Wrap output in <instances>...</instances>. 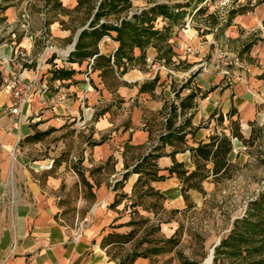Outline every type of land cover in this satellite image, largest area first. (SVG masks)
I'll use <instances>...</instances> for the list:
<instances>
[{
    "label": "rangeland",
    "instance_id": "rangeland-1",
    "mask_svg": "<svg viewBox=\"0 0 264 264\" xmlns=\"http://www.w3.org/2000/svg\"><path fill=\"white\" fill-rule=\"evenodd\" d=\"M93 1L98 4V0ZM152 2L169 3V0H133V9L130 14L147 9ZM172 2L175 3L176 0ZM76 4L77 0H0V43L12 42L14 49L19 48V52H23V55H18L15 61L19 63L17 70L20 64L36 68L46 63L51 64L48 72L72 69L83 76L89 75L90 69L86 67L81 69L77 65L73 67L67 62L70 56L69 51L79 32L88 28L92 17V8L86 6L75 11L73 8ZM197 5L206 7L207 12L195 16V12L189 10L184 26L174 29L171 43L177 56L174 57L173 64L164 65L155 61L157 52L148 51L147 65H136L124 76V80L131 87L129 91H123L124 97L112 96L110 101L101 98L99 104L88 111L82 109L80 116L74 122L65 125L62 131L53 132L54 134L48 139L49 143L54 144V140L65 138L62 146L58 147H64L63 150L68 151L64 154L63 161L74 175L63 186L61 199L63 207L59 217L77 238H82L95 221L101 219V211L97 208L100 200L104 205L107 196L112 200L115 199L114 193L132 195V183L136 176L129 179L125 185L119 186L117 192L114 191V185L122 179L125 170L122 168L120 172L116 171L115 156L122 153L129 166L135 165L148 148L155 144L158 134L162 132L163 119L157 115L162 108H171L172 104L178 106L179 99L185 98L194 90L198 91L199 87L203 93L209 95V92L201 87L202 83L198 81L207 76L211 79L215 77L223 79L218 94L221 95L228 89L232 92V95L229 94L226 101L221 100L218 106L235 108L234 94L250 89L255 91L250 79L264 80V0H198ZM7 6H12L15 12L10 22L4 16ZM231 12H235L231 23L233 27L221 31ZM210 15H216L219 23L214 24ZM163 26L164 23L160 20L158 27ZM64 29H69L70 33H64ZM206 31L210 34L206 35L204 33ZM63 36L68 37L63 39ZM20 41H24L25 44L29 42L34 44L36 54L28 56L18 46ZM251 42H257L256 46L249 53L242 54L244 47ZM100 48L104 54H110L117 48V44L105 38L100 43ZM22 58L27 61L22 62ZM260 73L261 75H258ZM195 74L198 77L197 80L194 79L187 88L183 89V86ZM156 77H159V82L154 95L137 94L141 85L153 81ZM256 94H258V102L255 107L259 113L264 114V96L259 91ZM122 98L125 102L121 103L119 100ZM228 99L232 100L231 104ZM113 103L116 105L111 107L110 113L102 116L101 120L99 114ZM136 107L146 110L144 122L153 131L151 142L142 123L143 112L136 110ZM237 117L241 119L239 112ZM133 120L137 125L132 123ZM72 125H76L75 129H71ZM249 127L251 128L249 139L252 137L253 130H256V141L252 145H246L245 149L237 151L238 158L232 163L235 166L233 177L221 182L218 186L210 185V182L204 184L207 192L205 197L197 192H191L193 208L187 210L186 203L182 199L179 204L177 201L159 202L149 197L138 201L135 209L129 208L130 201H124L119 209L112 210L117 219L119 217L122 219L121 222H128L131 218L135 221L141 218L151 219V223L141 229L134 241L123 247L124 249L110 248L112 256L122 259L142 238L148 237L149 241L162 237L170 238L179 230L177 239L180 243L172 253L151 257L146 263H138L137 260L134 264H204L214 246L229 234L232 223L237 218L243 217L248 204L264 192V121H256L254 124H249ZM106 140H109L113 153L111 162L107 163V161L103 165L95 161L92 154L87 156L91 165L83 160L87 149L83 147V143L90 141L93 147L94 144ZM70 146L74 147L72 157L69 153ZM234 157L233 155L232 158ZM80 174H84L86 180L92 182V190L84 185ZM173 178L168 179L165 184L167 191L164 192L167 194L171 191L170 193L177 197L178 193L175 192L181 191L182 184L176 177ZM155 203L163 204L165 210L161 211L160 205L154 206ZM173 210H180V213H172ZM134 212H139V215ZM153 212H157L158 218L154 217ZM157 219L163 222L169 221L162 224L161 233L154 232L158 223ZM180 226H182L181 229H179ZM131 229L123 228L122 232L128 233ZM151 233L153 234L149 237ZM151 246V244H145L141 249H148ZM254 260L256 257L247 258V262ZM228 262H230L229 259L220 256L217 264H228ZM116 263L118 264V261ZM241 263L234 261L232 264Z\"/></svg>",
    "mask_w": 264,
    "mask_h": 264
},
{
    "label": "crops",
    "instance_id": "crops-1",
    "mask_svg": "<svg viewBox=\"0 0 264 264\" xmlns=\"http://www.w3.org/2000/svg\"><path fill=\"white\" fill-rule=\"evenodd\" d=\"M78 2L79 0L73 8L74 10L78 6ZM14 14L12 6L5 8L4 16L7 21H12ZM231 27L233 26L231 25ZM63 31L66 34L70 33L69 29ZM66 37L68 36L62 38L65 39ZM12 44L14 43H0V264H117L112 261L108 251L101 247L102 239L107 234L126 233L122 232L123 228H112V226L119 227V225L126 223L121 222L120 217L117 219L115 213L109 208L115 199L112 200L111 197L107 196L104 205L101 200L98 202L97 208L101 211V219L96 220L82 238H77L59 217L63 207V202H61L63 186L74 175L66 167V162L63 161L64 154L68 151L65 152L64 147H58L62 146L65 138L54 140V144L48 142V139L54 134L53 132L62 131L65 125L74 122L80 116L82 109L88 111L99 104L101 98L110 101L113 95L105 87L99 74L92 72V70H90L89 75L84 76L73 70L75 75L72 79L60 81L52 80L53 71L48 72V67L51 64L45 63L44 66L41 65V67L37 66L36 68L27 66V64L25 66L20 64L19 67L23 66L26 69L25 76L34 77L38 75L43 82H48L49 91L45 95V101L40 94L34 96L31 104L27 107L28 109L25 110V118L28 121L15 124L12 116L6 112V109L11 105L12 96L10 88L3 81L7 69L16 68L19 64L15 63V52L19 51V48L14 49ZM18 46L28 56L37 52L35 45L30 42L25 44L24 41H20ZM255 46L256 44L253 47ZM72 52L71 49L69 53ZM101 53H103L102 50ZM21 60L22 62L27 61ZM69 64L73 67L77 65L81 69L84 67L89 69L88 62H84L82 65L78 63ZM197 78L194 79L197 80ZM222 80L219 77L211 79L209 76L198 80L202 83L201 87L209 92V95L206 99L198 98L196 101L197 108L192 122L197 132L194 138L190 135L187 137L188 144L192 147H197L199 143H208L210 136L215 133L225 132L230 135V131L226 129L230 123L228 114L234 109L240 113L241 128L246 139H249L251 135L249 124L264 121V114L259 113L255 107L258 102L257 91L264 96V80L250 79L249 81L252 87H255V91L250 89L237 92L233 96L235 108H221L222 105L218 106L220 101H226L229 94L232 95L229 89L221 95L217 93L220 89V83H223ZM57 86L62 89L67 97L64 106L54 105V102H51ZM129 88H131L130 85L129 87H120L117 95L124 97L123 91H129ZM211 89L214 90L211 91ZM137 94H139V90ZM228 101L230 104L232 103L231 99ZM229 106L231 107V105ZM138 109L141 112L142 109L136 107V110ZM221 114L225 117L223 126L219 125L217 120ZM136 115L138 117V112ZM102 116L105 115L100 116L101 120ZM236 118L238 117L236 116ZM132 123L136 124L135 120ZM138 123H140L139 120ZM75 126L72 125L71 129H75ZM89 142L83 143V147L87 148L83 160L87 161L89 165L91 162L87 156L90 154L95 161L103 165L110 157H113L109 140L100 141L99 145L93 147ZM70 148L71 152L69 151V153L72 157L74 147L70 146ZM245 148L246 146L241 141L234 139L233 151L229 156V161L233 163L238 158L237 151ZM233 155L234 158H232ZM115 157L117 161L116 171L120 172L124 168L123 172L126 173L128 171L125 168L126 158L122 153ZM176 159L178 162L184 163L188 170L193 171L195 169L190 152L179 153L176 155ZM158 164L161 169H166L173 165V161L169 157H163ZM130 168L132 169L131 166ZM166 173L165 171L164 174L168 175ZM133 176L137 178L132 185L138 179V175H132L129 179ZM167 181L168 179L164 182H156L153 187L165 195L167 202L177 201L180 204V199L184 200L180 190L175 192L178 193L177 197L170 193L171 191L167 194L164 192L167 191L165 187ZM89 183L92 184L91 181ZM206 183L209 182L204 184ZM209 184L214 185L212 182ZM114 194L116 195V193ZM115 195L113 196L116 198ZM172 195L173 197H171ZM146 261L147 259H138V263H146Z\"/></svg>",
    "mask_w": 264,
    "mask_h": 264
},
{
    "label": "trees",
    "instance_id": "trees-1",
    "mask_svg": "<svg viewBox=\"0 0 264 264\" xmlns=\"http://www.w3.org/2000/svg\"><path fill=\"white\" fill-rule=\"evenodd\" d=\"M177 1L175 3L172 0H169V3L152 2L147 9L130 14L133 9V0H98V4H95L93 0H79L75 11L86 6L92 8V20L88 28L81 32L75 50L70 54L67 62L79 65L88 62L89 69L99 74L105 87L116 97L120 87H129V84L122 80L124 76L136 65H147V52L150 49L157 51L155 61L164 65L173 64V59L177 56L171 43L174 29L184 26L189 10L194 11L195 16L207 12L206 7L197 5L198 0ZM234 13L231 12L221 31L231 27ZM210 19L214 24L219 23L216 15H210ZM160 20L164 23L162 28L158 27ZM204 33L210 34L209 31ZM105 38H109L117 44V48L110 54L101 53L100 50V43ZM255 44L257 42L246 45L242 54L249 53ZM52 74V80L63 81L72 79L75 71L60 69L53 71ZM195 77L196 74L183 86V89L187 88ZM158 82L159 77H156L153 81L141 85L139 94L154 95ZM207 95L199 88L198 91L194 90L185 98L179 99L178 106L172 104L171 108H162L157 113L160 119H163L161 122L162 132L158 134L155 144L150 146L147 152L136 161L132 169L125 159V168L128 171L123 174L121 180L116 182L114 191L117 192L119 186L125 185L132 175H138V179L133 185L132 195L124 193L116 195L114 202L109 206L111 210L117 209L124 201H130L129 208L135 209L138 206V201L149 197H153L159 202L167 200L163 193L153 187V184L164 182L172 177H176L182 184L181 195L188 210L194 207L190 197L191 192H197L205 197L207 195L204 189L205 182H212L218 186L221 182L233 177L235 166L229 161V156L233 151V140L237 139L245 146L252 145L256 141L257 132L253 130L252 137L246 139L242 132L240 119L236 118L238 112L234 109L228 114L230 123L226 129L230 131V135L225 132L215 133L210 136L208 143H199L197 147L190 146L187 137L190 135L194 138L197 132L192 122L197 108L196 101L198 98L205 99ZM119 102L122 103L124 100L121 99ZM115 105L113 103L108 106L99 115L110 113L111 107ZM142 111L144 130L148 132L149 142H151L153 131L144 122L146 110L142 109ZM217 120L219 125L223 126L224 115L221 114ZM185 152L191 153L192 163L195 167L193 171L188 170L184 163L178 162L176 159L177 154ZM163 157L172 159L173 165L170 168H160L158 162ZM112 160L113 157H110L107 163ZM165 171L168 175L164 174ZM80 177L83 179L84 185L92 190L93 185L86 180L85 175L80 174ZM159 205L158 203L154 204V206ZM159 209L165 210L163 204L159 206ZM172 213H180V210H173ZM134 214L139 215V212H134ZM153 215L155 218L158 216L157 212H153ZM157 221L154 232L161 233L162 224L169 223V221L163 222L158 219ZM149 223H151L149 218H141L139 221L131 218L130 221L119 225V227H112L132 229L125 234H107L102 239L101 247L106 249L112 261H118V264L127 262L134 264L138 259L150 260L151 257L172 253L180 243L177 239L179 230L170 238L162 237L151 241L147 240L148 237L142 238L122 259L112 256L110 248L124 249L123 247L131 244L137 233ZM181 228L182 226L179 229ZM152 234H149V237ZM145 244L152 246L148 249H141ZM220 256L229 259L228 264H232L234 261L242 262L241 264H264V192L248 204V209L243 217L237 218L232 223L229 234L215 248L213 264H217ZM253 257H256V260L247 262V258Z\"/></svg>",
    "mask_w": 264,
    "mask_h": 264
},
{
    "label": "built area",
    "instance_id": "built-area-1",
    "mask_svg": "<svg viewBox=\"0 0 264 264\" xmlns=\"http://www.w3.org/2000/svg\"><path fill=\"white\" fill-rule=\"evenodd\" d=\"M15 53L16 59L18 55H23L18 50ZM25 72L26 69L23 66H20L18 70L17 67L8 68L3 77L4 84L10 88L12 96L11 105L6 109V112L12 116L15 124L27 121L25 110L28 109L27 107L31 104L35 95L40 94L45 101V95L49 91L48 82H43L38 75L27 77ZM51 100L54 105L64 106L66 105L67 97L62 89L57 86Z\"/></svg>",
    "mask_w": 264,
    "mask_h": 264
},
{
    "label": "water",
    "instance_id": "water-1",
    "mask_svg": "<svg viewBox=\"0 0 264 264\" xmlns=\"http://www.w3.org/2000/svg\"><path fill=\"white\" fill-rule=\"evenodd\" d=\"M85 29H86V28L82 29V30L79 32V34H78V36H77V38H76V40H75V42H74V44H73V48H72L73 51L75 50V46H76V44H77V41H78V38H79L81 32H82L83 30H85ZM220 243H221V240H220V241L214 246V248L212 249V258H213V260H214L215 248H216Z\"/></svg>",
    "mask_w": 264,
    "mask_h": 264
},
{
    "label": "bare ground",
    "instance_id": "bare-ground-1",
    "mask_svg": "<svg viewBox=\"0 0 264 264\" xmlns=\"http://www.w3.org/2000/svg\"><path fill=\"white\" fill-rule=\"evenodd\" d=\"M204 264H213L212 251H210L209 257L205 260Z\"/></svg>",
    "mask_w": 264,
    "mask_h": 264
}]
</instances>
